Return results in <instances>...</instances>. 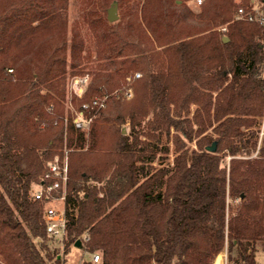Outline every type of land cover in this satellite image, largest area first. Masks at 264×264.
Segmentation results:
<instances>
[{
    "label": "trees",
    "instance_id": "16d2710c",
    "mask_svg": "<svg viewBox=\"0 0 264 264\" xmlns=\"http://www.w3.org/2000/svg\"><path fill=\"white\" fill-rule=\"evenodd\" d=\"M114 1L128 7L127 33L85 17L97 71L82 101L141 76L131 98L109 97L81 149L64 101L90 54L79 24L69 35V0H0V264H63L32 189L65 146L67 248L87 234L99 264H223L225 249L256 264L246 242L264 251V0Z\"/></svg>",
    "mask_w": 264,
    "mask_h": 264
},
{
    "label": "built area",
    "instance_id": "2783aa9c",
    "mask_svg": "<svg viewBox=\"0 0 264 264\" xmlns=\"http://www.w3.org/2000/svg\"><path fill=\"white\" fill-rule=\"evenodd\" d=\"M196 4H202L203 0H195ZM244 13V9L240 8L239 15ZM253 19V16H249ZM264 23V18H260ZM12 70V69H10ZM141 73H136L135 77H140ZM131 80V76L127 77ZM91 81V74L86 72L84 74L75 75L69 81L70 95L76 99L82 100L83 95ZM122 93L126 97L133 95L131 86H125L120 90H116L111 94L94 95L88 102H81L80 107H77L73 113V123L77 129L87 134L90 130L94 118L98 115L100 110L107 106L108 99L111 95ZM89 112V114H88ZM264 133V131L262 130ZM72 148L65 146L62 154H58L52 161L48 163L47 169L41 176L40 181L33 185L32 196L34 199L44 202V219L46 223V231L50 245L59 248V258L64 262V255L68 248L66 247L68 217L66 213V197L69 181V152ZM61 202L62 206L58 207L57 202ZM82 242V247L86 246L89 236L83 235L79 238ZM78 240V239H77ZM76 240V241H77ZM72 245H75L72 244ZM222 257L223 264L228 263V253ZM91 252V251H90ZM101 253L91 252L90 261L94 264L101 263ZM85 262V261H84ZM83 262V263H84ZM82 263V264H83Z\"/></svg>",
    "mask_w": 264,
    "mask_h": 264
},
{
    "label": "rangeland",
    "instance_id": "374dc122",
    "mask_svg": "<svg viewBox=\"0 0 264 264\" xmlns=\"http://www.w3.org/2000/svg\"><path fill=\"white\" fill-rule=\"evenodd\" d=\"M113 1L114 0H69V3H68V7H67V13L68 14H67V16H68V20H69V35L71 34V28L75 24H79L81 31H82L83 35L85 36V39H86V48H87L86 51L89 52V54H90L89 61L81 64V66H82V73L81 74L89 72L91 74V82L95 78V73H96L95 71H97V68H96L97 58H96V52H95V48H94V40H93V36L91 34L92 32H90L88 27H87V22L85 21L86 20L85 17L88 13L91 12V10H93V11L97 12V14L99 16L107 18L108 17L107 16L108 9L111 6ZM187 2L194 10L198 9L199 5L196 4L195 0H187ZM130 7L135 8V5L133 2L130 4ZM259 7H260L259 5L256 6L257 9H259ZM127 8L128 7L125 6V8H123V10H122L121 7L118 5L119 18L116 21H112V22H110L107 18V20L110 23H113V22L120 23V29L122 32H125V33H127L128 21H126V19H123V11L125 10V12H126ZM137 72L141 73L140 71H135L134 73L132 72L133 74L128 75V76H131L132 79L128 80V78H126V83L124 85H122L120 88L115 89L113 92H115L116 90H120L121 88H123L125 86H131L132 92H133V81L135 78H139V77H135V74ZM76 75H79V74H76ZM73 76H75V75L69 74L68 79H67V91H66V98L64 101L65 122H67L68 114H72V116H73L75 109L79 105V104L77 105L76 103L82 102V100L76 99V97H73L70 95L69 81L71 80V78ZM111 93H108V94H111ZM111 96H115V97L121 98V99L122 98L128 99V98H131L133 95L131 97H126L122 93H120V94H114ZM195 108H196V105H192L191 111L193 112L195 110ZM262 118L263 119H261L260 125H259V143H258L259 147L262 144H264V133L262 132V130L264 131V115ZM90 130H91V127H90ZM90 130L87 134H85L81 131V136L83 137L84 142H85L84 143L85 146H83L81 149H88V147L90 146V137H89ZM123 131L127 134L129 140H131L132 137H131L129 119H126V121L124 122ZM81 136H79V137H81ZM195 141H196V139H194V141L192 142L193 145H195ZM162 143L169 145L170 159L172 160L174 155H175L174 151L176 149L175 143H174V131H172L171 137H169V138H167L166 135H163ZM75 149H78V148H75ZM56 205L58 207H61L62 203L59 201V202H57ZM246 247H247V250L250 251L254 255V249L256 248L255 243L253 241H247ZM220 253L222 254V257H224V255L226 254V250H224ZM217 256H216L215 260L217 259ZM233 256H234V258H236V261H234V260L229 261L228 262L229 264H248L245 255L243 254V252L240 249H235V251L233 252ZM90 258H91V252L86 248V246L85 247H77L75 245H71V246H69L68 250L66 251V253L63 257V259H64L63 264H82L84 261L89 260ZM254 258L257 259L256 264H264L263 258L258 257V256H254ZM255 262H256V260H255ZM214 264H215V261H214Z\"/></svg>",
    "mask_w": 264,
    "mask_h": 264
},
{
    "label": "water",
    "instance_id": "95a60500",
    "mask_svg": "<svg viewBox=\"0 0 264 264\" xmlns=\"http://www.w3.org/2000/svg\"><path fill=\"white\" fill-rule=\"evenodd\" d=\"M107 18L110 22L112 21H116L118 18H119V14H118V2L117 1H113L111 6L109 7L108 9V12H107ZM228 38L225 37V40H227ZM207 149H209V151H215L217 150L216 149V143L214 142L212 145L208 146ZM75 246L77 247H82V242L80 239H78L76 242H75Z\"/></svg>",
    "mask_w": 264,
    "mask_h": 264
},
{
    "label": "crops",
    "instance_id": "0c3cea01",
    "mask_svg": "<svg viewBox=\"0 0 264 264\" xmlns=\"http://www.w3.org/2000/svg\"><path fill=\"white\" fill-rule=\"evenodd\" d=\"M259 242H254L256 245V248L254 249V256H258L264 259V252L262 250L259 249ZM256 263H257V259L255 258Z\"/></svg>",
    "mask_w": 264,
    "mask_h": 264
}]
</instances>
